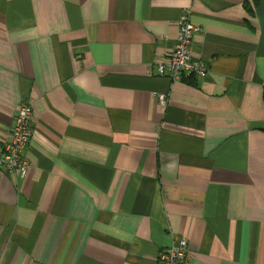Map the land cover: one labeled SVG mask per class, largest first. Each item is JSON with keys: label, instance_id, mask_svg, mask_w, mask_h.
Listing matches in <instances>:
<instances>
[{"label": "crops", "instance_id": "1", "mask_svg": "<svg viewBox=\"0 0 264 264\" xmlns=\"http://www.w3.org/2000/svg\"><path fill=\"white\" fill-rule=\"evenodd\" d=\"M183 13L201 80L156 71ZM27 99L0 264H264V0H0V152Z\"/></svg>", "mask_w": 264, "mask_h": 264}, {"label": "built area", "instance_id": "2", "mask_svg": "<svg viewBox=\"0 0 264 264\" xmlns=\"http://www.w3.org/2000/svg\"><path fill=\"white\" fill-rule=\"evenodd\" d=\"M177 27L175 44L155 62L157 74L168 76L173 81L204 79L209 74L208 65L191 51L193 36L199 28L191 23L188 13L179 17ZM156 97L160 104H166L164 94H157ZM32 103V99H27L20 104L11 132L4 140L0 152V166L8 173L25 174L28 169L24 151L32 134ZM188 260V244L186 239L181 238L172 246L160 251L156 264H187Z\"/></svg>", "mask_w": 264, "mask_h": 264}]
</instances>
